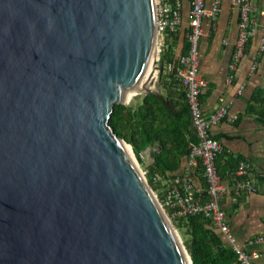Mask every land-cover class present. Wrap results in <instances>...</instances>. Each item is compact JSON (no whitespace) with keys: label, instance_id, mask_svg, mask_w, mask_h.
I'll use <instances>...</instances> for the list:
<instances>
[{"label":"water","instance_id":"95a60500","mask_svg":"<svg viewBox=\"0 0 264 264\" xmlns=\"http://www.w3.org/2000/svg\"><path fill=\"white\" fill-rule=\"evenodd\" d=\"M156 46L154 0H0V264H192L110 125L174 109Z\"/></svg>","mask_w":264,"mask_h":264},{"label":"built area","instance_id":"2783aa9c","mask_svg":"<svg viewBox=\"0 0 264 264\" xmlns=\"http://www.w3.org/2000/svg\"><path fill=\"white\" fill-rule=\"evenodd\" d=\"M156 8L157 56L155 65L159 68L161 52L168 35H176L184 26L182 9L183 0H154ZM239 13V29L234 46L232 61L229 65V81L235 77L239 65L246 56L250 41L259 34V48L252 59L251 73L259 67V57L264 53V2L260 8L258 0H230ZM222 12V0H191L186 39L188 51L181 55L174 65L164 66V70L174 73L186 90V98L190 110L192 127L198 143L191 146L189 165L175 182L167 184L164 196L159 199L163 210L172 221L204 215L212 220L217 231L238 256L239 264H258L264 260V249H247V246H264V237L249 240L246 246L237 242L232 232L226 213L222 208V199L229 192V186L221 179L216 166V159L223 151L222 144L212 137V128L221 122L234 123L237 115L230 111L233 101L221 99L218 108L205 115L201 94L207 87V81L200 76L199 42L206 32L202 22L204 18L216 21ZM245 85L239 88V94ZM202 163L204 177L207 182V198L199 201L195 198L196 187L192 180L193 171ZM248 164L242 162L234 174L232 188L236 193L254 194L257 188L248 177ZM146 176V173H144ZM161 180L160 177L157 178Z\"/></svg>","mask_w":264,"mask_h":264},{"label":"trees","instance_id":"16d2710c","mask_svg":"<svg viewBox=\"0 0 264 264\" xmlns=\"http://www.w3.org/2000/svg\"><path fill=\"white\" fill-rule=\"evenodd\" d=\"M188 1L191 8V0ZM258 2L260 8H262L264 0H258ZM187 51L188 42L182 55H185ZM261 56L259 57V64ZM170 63L175 65L177 61L174 63L170 61ZM160 64H164V66L166 64L164 49L161 52ZM161 79V88L165 90L163 97L174 107L173 110L164 106L156 96L149 94L133 104L115 105L114 112L110 118L111 127L120 139L131 145L140 164H144L142 153L148 148L152 149L151 154L154 161L148 166L146 178L154 192L158 193L159 199L163 198V190L167 184L175 182L181 176L178 171L181 168L183 158H189L191 146L198 143V138L191 126V115L184 86L174 73H169L165 70L161 75ZM172 89L176 93L175 100L172 98ZM202 97L201 94V100ZM245 114L254 117L256 122L264 128L263 88L254 94ZM241 120L242 118L238 116L237 120L231 124H237ZM212 137L219 141L218 137H214L213 134ZM242 162L247 163L249 167L248 160L244 156L234 155L224 149L216 159L217 171L223 182L229 186V192L222 199V208L229 223L230 217L241 208L242 197L247 195V193L243 192L236 193V191L231 189L234 182V174ZM158 177L161 180H158ZM248 177L251 178L249 168ZM197 178L203 188L207 189L202 163H199L198 167L193 171V183ZM261 180L264 181V179ZM253 182L255 184L254 180ZM172 222L181 235L184 246L191 257L192 264H239L237 254L217 231L211 219L204 215H197L189 218L174 219ZM257 237H252L249 240L253 241ZM242 246H246V244ZM254 248L263 250L264 246H247L248 250Z\"/></svg>","mask_w":264,"mask_h":264},{"label":"crops","instance_id":"0c3cea01","mask_svg":"<svg viewBox=\"0 0 264 264\" xmlns=\"http://www.w3.org/2000/svg\"><path fill=\"white\" fill-rule=\"evenodd\" d=\"M189 12L190 3L184 0V26L178 34L166 37L165 66L170 61L176 62L184 52ZM202 25L206 35L199 42V72L200 76L207 81L201 100L204 114L209 115L214 112L220 105L221 99L226 102L233 101L230 111L242 120L237 124L223 121L213 127L211 132L214 137H218L224 150L234 155L244 156L248 160L250 177L255 181L258 189L254 194L244 195L241 208L230 217V226L237 242L240 245H247L252 237H264V181L261 180L264 179V128L256 122L254 117L245 114L254 94L259 89H264V54L261 56L257 71L251 73L252 59L259 48L258 34L251 40L246 56L235 72L234 79L229 81V65L239 29L238 10L232 6L230 0H222V12L217 20L204 18ZM243 85H245L244 90L239 94V88ZM171 92L175 100L176 93L173 89ZM162 95H165L163 89ZM151 151V148L145 151V156L150 163L154 161ZM188 165L189 158H183L178 174L182 175ZM194 184L195 198L204 201L207 197L206 188H203L198 178L195 179ZM259 262L264 264V260Z\"/></svg>","mask_w":264,"mask_h":264},{"label":"bare ground","instance_id":"6f19581e","mask_svg":"<svg viewBox=\"0 0 264 264\" xmlns=\"http://www.w3.org/2000/svg\"><path fill=\"white\" fill-rule=\"evenodd\" d=\"M156 56H157V49H155V55H153L151 61H155ZM151 63H152V62H151ZM150 71H151V67L149 68L147 74H149ZM136 93H137V91H133V90H131V89L127 90V91L125 92V94H124V97H123L124 102H129V101H131V98L134 97V96L136 95ZM128 146H129V148L131 149V151L133 152V150H132V148L130 147V145H128Z\"/></svg>","mask_w":264,"mask_h":264},{"label":"rangeland","instance_id":"374dc122","mask_svg":"<svg viewBox=\"0 0 264 264\" xmlns=\"http://www.w3.org/2000/svg\"><path fill=\"white\" fill-rule=\"evenodd\" d=\"M156 68H157V70H158V67H156ZM133 103H135L134 98L130 101L129 104H133ZM134 155H135V154H134ZM135 157H136V156H135ZM142 159L144 160V164H140V166H141L143 172L146 173V172H147V169H148V166L150 165V162H148V160H147V158H146V156H145V152L142 153ZM157 194H158V193H156V195H157ZM157 196H158V195H157ZM180 236H181V235H180ZM258 264H260V262H259Z\"/></svg>","mask_w":264,"mask_h":264}]
</instances>
